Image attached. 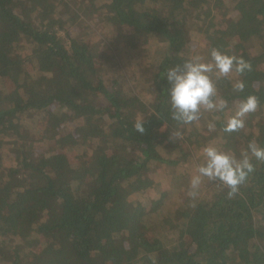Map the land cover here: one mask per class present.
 <instances>
[{"label": "trees", "instance_id": "obj_1", "mask_svg": "<svg viewBox=\"0 0 264 264\" xmlns=\"http://www.w3.org/2000/svg\"><path fill=\"white\" fill-rule=\"evenodd\" d=\"M212 48L251 63L245 90L219 81L228 109L170 139L166 70ZM249 94L258 110L225 133ZM250 141L264 0H0V264H264V163L235 198L186 195L205 145Z\"/></svg>", "mask_w": 264, "mask_h": 264}, {"label": "clouds", "instance_id": "obj_2", "mask_svg": "<svg viewBox=\"0 0 264 264\" xmlns=\"http://www.w3.org/2000/svg\"><path fill=\"white\" fill-rule=\"evenodd\" d=\"M252 70V65L243 57L229 55L217 48L210 50V58L194 56L166 70V78L170 84L169 104L171 120L176 124V130L170 139H183L184 132L180 128L199 124L205 113H223L228 109V101L218 92V82L229 80L232 90L241 93L245 90V81L234 79ZM259 99L249 94L235 104L234 114L231 115L223 128L225 133L239 132L245 127V118L258 110ZM215 123L208 122L209 132L215 131ZM134 129L143 133V117L134 123ZM202 161L191 175L186 195L197 199L201 186L208 182L218 183L227 189V197L235 198L242 185L255 171L252 160L264 163V147L255 141H250L239 156L222 150L214 144H207L201 149Z\"/></svg>", "mask_w": 264, "mask_h": 264}, {"label": "rangeland", "instance_id": "obj_3", "mask_svg": "<svg viewBox=\"0 0 264 264\" xmlns=\"http://www.w3.org/2000/svg\"><path fill=\"white\" fill-rule=\"evenodd\" d=\"M96 23H97V26L99 27V29H98V31L100 32V30H101V26H99V23H100V21H96ZM165 128H163V130H164Z\"/></svg>", "mask_w": 264, "mask_h": 264}]
</instances>
